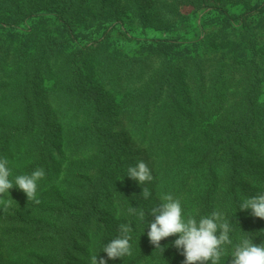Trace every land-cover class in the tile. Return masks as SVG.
<instances>
[{
	"label": "trees",
	"instance_id": "1",
	"mask_svg": "<svg viewBox=\"0 0 264 264\" xmlns=\"http://www.w3.org/2000/svg\"><path fill=\"white\" fill-rule=\"evenodd\" d=\"M134 1L126 4L143 28L162 29L178 16L167 0ZM109 3L0 0V158L9 160L13 183L37 168L46 173L41 203L28 202L15 187L4 195L11 206L0 204V234L11 228L16 240L0 237V264L48 252L56 264H90L82 241L103 249L118 222L133 228V254L108 264H184L167 243L148 244L149 211L143 209L145 222L129 211L141 206L134 205V180L127 177L136 159L121 147L124 131L155 164L154 204L172 194L182 215L197 221L219 211L232 240L222 258H232L243 238L264 243V219L239 207L264 192V63L222 58L215 65L172 38L142 42L130 56L111 44L120 11ZM263 15L260 3L238 15L220 9L215 21L224 36L237 39L236 50L261 59L255 33ZM100 87L120 103L104 98ZM64 192L73 194V204Z\"/></svg>",
	"mask_w": 264,
	"mask_h": 264
},
{
	"label": "rangeland",
	"instance_id": "2",
	"mask_svg": "<svg viewBox=\"0 0 264 264\" xmlns=\"http://www.w3.org/2000/svg\"><path fill=\"white\" fill-rule=\"evenodd\" d=\"M127 1L128 0H124V3L121 4V2H119L118 0H112V4L111 0H109V6H111L112 8H118L120 11V22L116 24V27L113 30L111 36V44L113 47H119L121 50L128 53L130 56H135L139 54L140 43L142 42L149 41L153 38H172L184 48L187 47L190 49H198L199 56L205 59H212L211 61L213 64L215 63V65H219L220 62L224 60H236L238 64H241L242 66L245 63L247 64L251 62H255L259 65H262V63H264L263 55L260 59L256 55H250L249 52L244 54L243 50H236L235 44H237V41L235 40L237 39L235 38L234 40L232 36H224V34H222L220 30V26L217 24V21H215V18L218 16V12L220 9H225L226 11H228L229 14L238 15L245 12L247 9L255 6L256 4L264 3V0H167L166 4L168 6V9L172 12H175L177 10L178 16L172 23H166L164 28L158 30L153 27H141L138 24L137 18L134 12L131 10L130 6H127ZM138 3L139 0L134 1V4L138 5ZM118 5H120V7H116ZM255 35V41L257 43L258 48H264V25L259 30H257V34L255 33ZM233 49L234 51L232 52ZM222 58L224 59L219 62L218 60ZM100 90V94L104 98L110 96L118 102L117 105L120 103V97L113 93V91H109L103 87H100ZM180 93L182 94V91ZM262 97H264V94ZM121 118L119 117V119ZM116 132V134H119V131ZM124 134L128 138V140L120 137L121 142L123 143L120 144L121 147L127 149L128 152L131 153L132 158L136 159L134 160V166L139 160H144L153 172V167H155V164L153 160L148 157L146 148L139 141L136 140V138L131 132L124 131ZM131 160L132 159H130V161ZM145 186L148 187L151 193L153 194L149 183L140 186L137 181H134L132 184L131 191L132 199L135 201V206L139 205L141 206V209H145L150 212L151 208L153 207L150 206V204H154L155 198L152 197V194L147 200L141 197L142 187ZM62 196H64L65 200L68 201L70 204H73L72 193L68 194V196H65L64 192ZM160 202L161 201L158 200L154 205L156 206ZM47 205L52 206V202H48ZM119 212L120 211H118V213ZM149 218L151 222L154 220V217L151 215H149ZM117 219H119L118 216ZM9 220H11V217L6 218V221L9 222ZM118 223L120 225L122 222ZM119 225H116L113 230V236L115 238L119 235ZM95 227L96 225L95 223H93L92 228L94 229ZM108 228L109 227H107L106 230H108ZM82 230L83 228H80L81 233H83ZM0 237L2 238L3 242L16 240L15 231L7 227L1 228ZM176 239H178V235L165 238L162 241L165 244L167 243L173 257L183 263L184 256L181 255V250L174 247V241ZM148 244L152 246L149 240ZM80 249L84 251L83 253L89 252L91 253V255H100V257L107 259V254L102 253L103 249L100 244L97 246H93L92 243L82 241V246L80 247ZM55 257L56 254L54 255L53 252H48L45 254H40L39 257H37L36 255L27 257L28 260L24 264H56L57 260L55 259ZM72 259L76 260L75 258ZM68 261L70 260L68 259ZM69 263L70 262L65 264ZM123 264H126V261H124ZM220 264H232V258H221Z\"/></svg>",
	"mask_w": 264,
	"mask_h": 264
},
{
	"label": "clouds",
	"instance_id": "3",
	"mask_svg": "<svg viewBox=\"0 0 264 264\" xmlns=\"http://www.w3.org/2000/svg\"><path fill=\"white\" fill-rule=\"evenodd\" d=\"M264 99V97H262ZM12 175L9 160L0 158V204L7 210L11 205L3 199L5 194H10L11 189L18 188L29 201L35 204L41 203L38 198L39 182L44 179V169L37 168L30 175H19L15 181L10 179ZM127 177L137 181L140 186L153 180L150 167L144 160H139L135 166L127 170ZM148 187H142L141 197L147 200L151 196ZM160 203L152 207L149 214L154 220L147 225L148 238L155 248H161V241L165 238L178 235L174 241V247L181 250L185 257L184 264H220L224 256L225 245H231L229 223L219 211H213L210 216L201 217L199 221L192 215H182L181 201L172 194H164L160 197ZM240 211L251 210V215L264 219V192L244 199L240 204ZM129 211L138 215L145 222V212L140 208L131 207ZM133 228L130 224L119 225V235L107 243L102 253L107 254V259L91 255L90 264H108V259H123L133 254L130 233ZM232 264H264V243L254 244L248 238H243L235 245L231 253Z\"/></svg>",
	"mask_w": 264,
	"mask_h": 264
}]
</instances>
